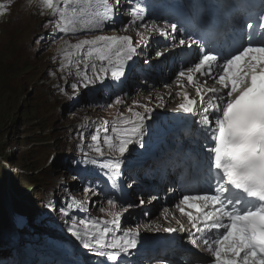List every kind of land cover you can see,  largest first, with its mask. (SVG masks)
Returning <instances> with one entry per match:
<instances>
[{
  "label": "snow or ice",
  "instance_id": "1",
  "mask_svg": "<svg viewBox=\"0 0 264 264\" xmlns=\"http://www.w3.org/2000/svg\"><path fill=\"white\" fill-rule=\"evenodd\" d=\"M128 3L132 5V19L122 29L125 33L144 20L145 12L142 0H136L134 4L128 0ZM39 4L41 14L49 12L56 18L48 23L53 24L57 31L75 34L101 30L106 23H115L114 16L121 0H39ZM6 12V5L0 2V16ZM139 27L145 32L171 37L176 48H190L194 43L191 38L186 40L172 36V33L178 32L176 24L161 27L152 22L139 24ZM246 27L252 29L253 25L247 24ZM259 27L264 29V23ZM145 32L137 31L136 35L140 38L137 43L127 34L95 35L75 44L65 42L60 49L65 58L61 70L75 64L84 88L109 76L120 81L125 77L129 61L145 42ZM69 49L74 50L75 60L71 59L74 53ZM165 51L158 50L155 55L162 57ZM196 59L192 67L179 71L178 86L183 89L184 80L197 84L196 74L199 73L213 79L219 87H197L199 101L191 98L187 91H181L179 95L183 97V102L178 105V110L193 113L199 111L198 102L206 104L201 112L200 124L208 142L204 148L207 189L201 194L183 195L175 207L187 217L195 233L200 234L205 255L199 264H264V32L249 33L242 43H233L223 50L210 48L206 52L198 51ZM89 69L92 75H89ZM71 87L77 89L78 84L73 83ZM204 93L211 94V98L205 101ZM124 103V99L117 95L110 107ZM138 106L143 111L129 108L131 117L118 114L117 126L112 128L115 137L108 134L107 128L102 137L97 130L91 136L93 144L90 146L95 157L84 153L83 159L78 161L85 165H99L106 170L105 175L111 181L112 189L118 187L117 180L121 176L125 154L130 153L129 146H144L145 121L151 118L153 109L147 104ZM85 192L99 195L95 187L86 188ZM89 202H77L73 198V203L62 208L61 212L69 216V209L74 204L87 212ZM143 203L141 199L140 204ZM130 207L131 204L118 207L117 200L109 198L107 206L101 207L100 211L110 219H81L74 222L69 231L85 249L103 258L102 264H120L122 257L131 255L132 250L137 249L140 228L124 229L122 236L113 235L111 240L108 236L121 230L120 218ZM163 230L172 233L178 229L168 227ZM179 230L191 232L183 224H180ZM191 243L195 245L196 241L193 239Z\"/></svg>",
  "mask_w": 264,
  "mask_h": 264
},
{
  "label": "rangeland",
  "instance_id": "2",
  "mask_svg": "<svg viewBox=\"0 0 264 264\" xmlns=\"http://www.w3.org/2000/svg\"><path fill=\"white\" fill-rule=\"evenodd\" d=\"M0 2L4 3L7 8V12L0 16V152L6 148V152L10 154L7 158H0V165L4 167L7 173L6 182H8L10 176L13 174L18 175L21 179L27 176L25 178L26 181L23 182V191L26 197H22L25 199V203H33L32 208L37 209L35 212H38L42 208L39 206V202L43 196V190L55 188L57 194L52 195V197L58 198V207L65 204L62 198L69 194L79 201L89 200L90 202L87 205L91 207L93 214L98 216L105 215V213L100 211V208L101 206H107V199L109 198H106L101 204L97 197L91 195V193H86L85 188L80 183L76 185L77 180L71 182L74 180V174L71 173L67 165L70 163V165L73 164L74 166L76 159L73 157L72 149L70 154L66 151V148L70 147L67 139L68 131L65 127L67 123L62 122L63 117L62 119L60 118L59 112L60 105L68 101L65 98L69 94L84 88L80 83L81 77L77 74L75 64L61 70V64L65 63V58L61 54L60 49L65 45V42L75 44L79 40L91 39L93 36L78 32L75 34L65 33L63 35V32L57 31L53 24L48 23L49 20H55V17H52L49 12L41 14V7L39 14L36 16L29 11V7H25L26 0H0ZM118 13L123 17H128V13H125V8L122 5L119 6ZM96 34L105 35V33L100 32L93 35L95 36ZM69 51H73L74 53L72 49H69ZM149 52L151 53L149 56L152 57L149 63H158L155 62L156 58H154L155 50L150 49ZM71 59H76L75 53ZM154 66L156 70L158 67ZM89 75H92L91 71H89ZM44 80H51L53 85L50 87L48 83L42 84L41 82ZM73 83L78 84L77 89L71 87ZM157 88L159 87L155 89ZM155 89H148L147 82L142 76L133 79L132 94L126 97L125 106L128 105L135 111H143V108L138 105H148V100ZM155 94H159V91ZM117 107L118 105H116ZM149 107L153 111L162 109V105H159L158 101L153 100L150 102ZM170 107L171 105L167 104L163 112ZM120 108L113 109L111 112L116 115V112ZM91 111L92 109H89L87 113L89 114ZM129 114L130 116L132 115L131 113ZM81 115L78 112L70 119ZM156 117V115L151 114V118L145 121L149 123L145 125L144 146L130 145V153L127 154L128 158L135 159L134 162L145 161L144 166H142L145 168L144 172L152 164L147 159L146 150L152 140L161 136L164 132L163 127L160 125L161 120H158ZM67 119L68 122H71L69 117ZM196 133L197 129L194 128L191 133V138L194 139V142L197 139ZM91 136L92 134L88 135L86 139L87 143L92 144ZM54 139L56 141L52 144L47 142ZM78 140L81 139L79 138ZM54 152L57 155L54 159L55 166L51 170L47 167V161L49 156ZM8 159L11 160V164L6 162ZM85 166L86 169H90L94 173L98 172L94 165L92 167L89 165ZM40 168L45 169L38 174L33 172L30 175V173L19 172L37 171ZM134 171V167H129L125 171L127 179H122L123 174L120 176L123 187L126 184L130 188L131 199L133 200L134 198L133 209L127 211L126 214L125 212L123 213V220L124 217H132L133 225H137L140 222L135 221V219H140L141 215L145 213L146 218L144 223H161L159 210L162 206L158 205V200L166 198V193L161 192L163 187L166 186L170 190L169 192H172V175L170 170H167L166 176L160 183V186H156L158 185L160 172L156 174L151 171L149 179L145 180L142 184L147 188L154 187L151 188V191L145 192L142 197L139 194L133 196L139 190H133L130 183L134 182L133 180H136L137 183H141L140 181H142L138 177L133 179ZM3 174L0 170V187ZM129 174H132V179L129 177ZM104 176L111 185L108 177L105 174ZM57 184L60 185L57 187ZM31 185H33V188H31ZM114 191L119 194V187L114 189ZM141 199L144 201L143 204H140ZM5 207L6 212L10 213L7 203ZM13 210L15 211L14 205ZM56 211L57 207L54 209V212L58 214ZM75 214L72 212V217ZM143 225L144 228H140V240L138 239L139 245L137 249L139 250H132L131 254L140 251V244L143 240L149 238L153 232L149 228V224ZM43 230L47 229L43 228ZM50 231L62 237L63 232H58L55 229ZM129 256L124 258H128Z\"/></svg>",
  "mask_w": 264,
  "mask_h": 264
},
{
  "label": "bare ground",
  "instance_id": "3",
  "mask_svg": "<svg viewBox=\"0 0 264 264\" xmlns=\"http://www.w3.org/2000/svg\"><path fill=\"white\" fill-rule=\"evenodd\" d=\"M161 1H164V0H161ZM168 60H169V58H167L166 62H168ZM159 70H160V74H162L163 73V69H162V66L161 65L159 66ZM166 70L167 71L170 70V73L172 71V69H166ZM156 111H158V113H160V111H162V109H157ZM172 130H174V128H172ZM202 157H203V153L201 154L200 158H202ZM189 185H190V180L187 179L186 177H183L182 184H181V186L179 188V194L180 195L184 194L186 192V187L189 186ZM169 204H171V203H169ZM7 205H8V208L11 210L12 205L10 204V202H7ZM165 213H169V212H165ZM184 227L186 229H189L187 225H184Z\"/></svg>",
  "mask_w": 264,
  "mask_h": 264
},
{
  "label": "clouds",
  "instance_id": "4",
  "mask_svg": "<svg viewBox=\"0 0 264 264\" xmlns=\"http://www.w3.org/2000/svg\"><path fill=\"white\" fill-rule=\"evenodd\" d=\"M26 3L31 5L33 3H39V0H26Z\"/></svg>",
  "mask_w": 264,
  "mask_h": 264
},
{
  "label": "trees",
  "instance_id": "5",
  "mask_svg": "<svg viewBox=\"0 0 264 264\" xmlns=\"http://www.w3.org/2000/svg\"><path fill=\"white\" fill-rule=\"evenodd\" d=\"M2 205L1 198H0V206Z\"/></svg>",
  "mask_w": 264,
  "mask_h": 264
}]
</instances>
